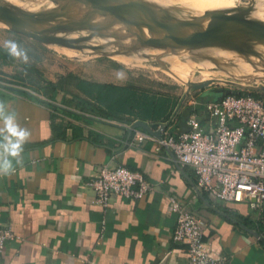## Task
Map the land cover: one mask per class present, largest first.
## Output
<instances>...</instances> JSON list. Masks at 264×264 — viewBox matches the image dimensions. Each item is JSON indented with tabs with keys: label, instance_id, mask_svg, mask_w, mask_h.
<instances>
[{
	"label": "crops",
	"instance_id": "obj_1",
	"mask_svg": "<svg viewBox=\"0 0 264 264\" xmlns=\"http://www.w3.org/2000/svg\"><path fill=\"white\" fill-rule=\"evenodd\" d=\"M61 68L45 74L27 68L28 74L16 79L0 75V101L31 133L23 163L0 177V228L14 233L0 252V264H187L185 245L172 240L176 215L165 210L169 197L204 222V239L224 264H264L260 229L246 204L210 199L196 187L192 168L168 149L156 150L150 140L135 144L136 131L159 133L162 117L153 124L132 119L127 111L116 114L121 121L106 118L68 76L146 89ZM62 77V87H55ZM158 94L170 99L165 115L171 134L187 130L191 114L204 128L212 125L204 102L214 98L206 92ZM104 165L140 172L154 192L136 200L114 197L101 207L88 182Z\"/></svg>",
	"mask_w": 264,
	"mask_h": 264
},
{
	"label": "built area",
	"instance_id": "obj_2",
	"mask_svg": "<svg viewBox=\"0 0 264 264\" xmlns=\"http://www.w3.org/2000/svg\"><path fill=\"white\" fill-rule=\"evenodd\" d=\"M209 129L197 115L187 119V130L173 135L168 122L159 124L160 137L136 131L135 144L150 140L155 149H168L182 166L192 168L196 187L221 203H243L255 214L258 240L264 244V97L224 95L204 102ZM114 122V121H113ZM95 202L108 207L114 197L141 199L155 186L138 172L124 166L98 168L88 182ZM166 212L175 213L172 240L186 247L187 264H224L204 239V222L176 198L169 197ZM14 233L0 228V252Z\"/></svg>",
	"mask_w": 264,
	"mask_h": 264
},
{
	"label": "rangeland",
	"instance_id": "obj_3",
	"mask_svg": "<svg viewBox=\"0 0 264 264\" xmlns=\"http://www.w3.org/2000/svg\"><path fill=\"white\" fill-rule=\"evenodd\" d=\"M0 1L2 4L29 13L42 12L51 4V0ZM137 1L143 2L153 8L157 16L162 15L164 12L171 13L176 9H183L187 12L194 10L198 11V13L190 14V18L184 20H196L210 11H227L264 23V0ZM65 7L63 6L61 10ZM71 11L73 13H68L66 17L55 18L53 20L54 24L74 20L77 17L84 18L80 7L71 5ZM127 20H133L135 22L132 18H127ZM144 20L147 22L146 19ZM209 21L210 19L207 17V22ZM109 24L110 22L100 27H87L86 29L79 30L85 33L88 30H92L93 32L90 31V34H88L92 36L106 32L103 30V27H107ZM139 25L141 29H146L151 32L140 22ZM48 26L45 24L38 28L45 30ZM133 27L139 36L134 35V39L122 36L121 40L123 41L122 44L130 43L136 50L131 51L129 54H114L117 49L114 45L104 47L98 51L99 48L93 49L81 41L76 43L80 48L74 51L58 44L37 41L12 31L5 24H0V75L15 79L23 78L22 72L28 74L27 68H33L38 73L42 72V74H45L68 65L80 72H84L87 76L101 81L131 82L150 92L165 93V91H171L174 94L182 95L184 92L197 94L200 91H204L212 98L218 99L225 94H223L224 91L216 92V88H222L223 90L231 89L232 91L251 92L264 97V65L254 63L255 61L250 58H245L246 61L229 58L230 53L242 46V43L232 49L217 45L203 49V52L207 54H214L216 60L212 58H208L207 61L195 60L178 50L172 49L173 47H177L176 44L170 48L167 46L159 47L144 44L143 40L148 38L140 37L139 28L136 26ZM45 33L49 34L48 32ZM69 33L70 36L68 37H66V33H61V37L63 35L68 39L76 37L77 33ZM156 36L161 38L158 34ZM7 40L16 41L22 48L27 50L30 58L29 63L25 64L15 58L13 61L9 60L7 50L4 47V43ZM100 40L104 43L112 41ZM184 48L191 53H198V51L195 52L198 48ZM237 68H240L243 72L251 68L250 74L237 77L233 73ZM204 82L207 85L201 89L193 87L195 84Z\"/></svg>",
	"mask_w": 264,
	"mask_h": 264
},
{
	"label": "water",
	"instance_id": "obj_4",
	"mask_svg": "<svg viewBox=\"0 0 264 264\" xmlns=\"http://www.w3.org/2000/svg\"><path fill=\"white\" fill-rule=\"evenodd\" d=\"M75 2L86 4L89 7L83 20H69L49 24L45 28L46 31L38 28L40 25L52 22L55 18L66 17L71 11V5ZM98 13H107L113 19H120L131 26H136L139 30H141L139 22L145 25L151 33L158 34L161 37L143 40L144 44L151 46H167L170 48L176 44L177 47L203 48L217 45L232 49L238 47L242 41L248 39L258 41L264 45V23L227 11H210L199 17L200 19L207 17L210 19L205 28L199 30L197 29L199 18L196 20H176L174 22L165 21L159 18L155 10L149 5L137 0H66V7L62 10L57 8L35 13L17 10L15 7L0 3V21L9 26L12 31L43 43L58 44L71 49L80 48L76 43L86 41L90 37L68 39L55 36V33L65 30L86 29L87 27H100L90 24L91 17ZM127 18H132L135 22L127 20ZM110 24L104 27L103 30L108 28ZM182 28H193L194 30L191 34H186L181 31ZM110 45L117 47L114 54H129L131 51L136 50L130 43L121 44L118 40L106 42L104 46L91 47L93 49L99 48V51ZM206 85L207 83L204 82L195 84L193 87L201 89ZM221 91H224L225 95L232 94L233 92L231 89L223 90L222 88H216V92ZM136 125L147 127L146 124L141 122H138ZM150 133L156 137H160V132L151 131Z\"/></svg>",
	"mask_w": 264,
	"mask_h": 264
},
{
	"label": "bare ground",
	"instance_id": "obj_5",
	"mask_svg": "<svg viewBox=\"0 0 264 264\" xmlns=\"http://www.w3.org/2000/svg\"><path fill=\"white\" fill-rule=\"evenodd\" d=\"M72 5L80 7L82 15L85 18L86 14H87V10L89 7L86 4H81V3H77V2L73 3ZM63 6H66V0H55V1L51 0V4H49V6L44 11H50V10H54L57 8L61 9ZM69 13L72 14L73 12L70 11ZM194 13H198V11L191 10V11L187 12L183 9H176V10L172 11L171 13L170 12H164L162 15H160L158 17L161 18L162 20H170V21L174 22L176 20L188 19V18H190L189 15L194 14ZM84 18L77 17V18H74V20L80 21V20H83ZM108 22H111V24L108 28L104 29V31H106V32H102L101 34H97V35H92V36L88 35V34H90V31H92V30H88V29H87L88 32H86V33L82 32L80 30H65V31H60V32L66 33V35H67L66 37L70 36L69 32L77 33L75 38H81V37L89 36L90 38L88 40L82 41L83 43H85L89 46H104L105 43L103 41H101L100 39H102L104 41L118 40L122 44L123 43V41L121 40L122 36H127L131 39H134V35L139 36V34H137V32L133 26L121 21L120 19H115V18L113 19V17L107 13H98L96 15H93L91 17V20H90V24L95 25V26H102L103 24H106ZM0 24L3 25L4 23L0 21ZM49 24H54V22L52 21L50 23H46V25H49ZM206 24H207V18H203V19L199 18L197 29L203 30L205 28ZM43 25H45V24H43ZM43 25H40V26H43ZM40 26H38V27H40ZM193 30H194L193 28H182L181 29V31L186 33V34H191L193 32ZM60 32H56L55 35L58 37H61ZM140 37L158 38V36H156V34L151 33L146 29L140 30ZM62 38H65L64 35ZM210 47H213V46H210ZM206 48H209V47L198 48L195 51V52L198 51L197 54H194V53L187 51L184 47H177V48H172V49L178 50L179 52H181V53H183V54H185V55H187V56H189L195 60L207 61L208 58H212V59L216 60V56L214 54H207V53L203 52V49H206ZM68 49H71V48H68ZM71 50L77 51L75 49H71ZM229 58L230 59L236 58V59H239L240 61L241 60L246 61L245 58H250V59L255 61L254 63L264 65V45L258 41H254V40H250V39L244 40V41H242V46H240L237 50L230 53ZM250 70H251V68H248V69H246L245 72H243L240 68H237L234 70L233 73L237 77H243L244 75L250 74ZM209 79H211V78H209Z\"/></svg>",
	"mask_w": 264,
	"mask_h": 264
},
{
	"label": "trees",
	"instance_id": "obj_6",
	"mask_svg": "<svg viewBox=\"0 0 264 264\" xmlns=\"http://www.w3.org/2000/svg\"><path fill=\"white\" fill-rule=\"evenodd\" d=\"M8 57L10 61L14 60L13 57L9 55ZM68 78L71 84L78 89H83L84 93L93 98L97 104H92L91 108L97 110L98 113L103 114L106 118L121 121V118L116 116V114L127 111L132 116V119L150 121L151 124L161 117L163 122L169 119L165 115L167 104L170 102L169 97L166 95L147 90L140 92L137 91V88L131 86L120 87L112 84L90 82L75 75H69ZM64 80L65 78L62 77L56 85H53L57 88L62 87ZM232 94L259 97L251 92L233 91Z\"/></svg>",
	"mask_w": 264,
	"mask_h": 264
},
{
	"label": "clouds",
	"instance_id": "obj_7",
	"mask_svg": "<svg viewBox=\"0 0 264 264\" xmlns=\"http://www.w3.org/2000/svg\"><path fill=\"white\" fill-rule=\"evenodd\" d=\"M4 47L9 56L29 63L27 50L16 41L7 40ZM30 137V131L18 122L17 114L9 112L6 104L0 101V177L12 175L15 166L23 163L24 145Z\"/></svg>",
	"mask_w": 264,
	"mask_h": 264
},
{
	"label": "flooded vegetation",
	"instance_id": "obj_8",
	"mask_svg": "<svg viewBox=\"0 0 264 264\" xmlns=\"http://www.w3.org/2000/svg\"><path fill=\"white\" fill-rule=\"evenodd\" d=\"M223 92V91H222ZM223 94H224V92H223Z\"/></svg>",
	"mask_w": 264,
	"mask_h": 264
}]
</instances>
